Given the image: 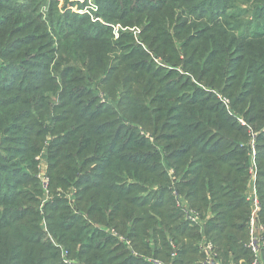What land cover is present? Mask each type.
<instances>
[{
  "label": "trees",
  "instance_id": "16d2710c",
  "mask_svg": "<svg viewBox=\"0 0 264 264\" xmlns=\"http://www.w3.org/2000/svg\"><path fill=\"white\" fill-rule=\"evenodd\" d=\"M157 1L153 6L150 0H108L110 14L106 15L99 6V15L108 20L135 16L139 23L148 21L154 11L161 10L174 18L184 11L195 20L202 19L203 26L195 30V36L189 34L182 42L190 39L195 43L183 66H187L188 82L189 76H193L200 88L193 87L187 95L183 92L187 85L181 80L174 84L166 82L159 65L147 51L139 49L140 54L123 55L121 74L116 76L115 66H109L107 78L102 82L107 96L114 98L120 91L121 99L114 107L94 108L95 95L84 100V78L91 81V73L95 75L93 71L100 70L98 63H102L103 56L114 53L115 43L106 37L110 29L96 27L85 16L59 12L49 5L42 20L32 5L20 6L11 4V0H0V60L3 61L0 65V147L3 143L10 145L8 156L0 154V264H47L49 261L63 264L59 253L51 251V243L46 245L42 238L45 233L39 206H33L34 218L26 220L29 207L18 198L21 191L18 184L28 178L29 170L36 171L35 157L48 135L52 137L47 154L50 188L69 184L79 177L77 197L83 215L92 217V224L121 228L123 232L129 229L123 234L135 243L134 250L138 253L129 255L124 246H118L110 236L85 223L87 218L83 215L70 216L71 220L61 214L46 216L53 220L51 232L68 248L69 259L83 264H153L144 260L140 254L143 246L135 241L144 244V239H150L145 235L151 237L147 229L154 224L131 227L129 208L122 206L123 202H130L139 213L148 211L153 216L160 215L159 220L172 227L170 239L175 248L169 253V241L163 236L162 248L155 243L156 258H162L163 264H167L169 255L177 251L176 264H195L198 260L190 261L195 254L173 233L176 230L173 224L181 217L175 208L178 197L185 198L206 219L205 235L214 244L217 261L238 264L239 260L251 257L250 250L244 246L248 239L249 206L243 190L250 153L254 151L259 168V221L264 223V38L246 42L240 56L227 60L232 38L221 36L224 24L217 16L221 9L230 7V0ZM257 1L260 5L257 19L264 23V0ZM221 17L227 18L224 13ZM147 26L149 29L152 24ZM42 27L58 31L55 35L58 60L54 59L52 70L47 55L36 54L43 47L36 35ZM93 29L105 30L100 37L93 36ZM204 29L209 33L207 36H201ZM156 31L154 39L159 40L165 28L162 26ZM150 48L155 56H161L171 65L168 66L173 72L169 78L175 75L176 63H181L179 59L172 54H160L154 44ZM167 50L173 53L174 44ZM212 52L215 53L211 55ZM67 58L70 61H65ZM233 59L241 60L240 64L232 66ZM74 64L84 66L85 73ZM224 67L229 72L237 69L239 76L228 88L232 95L229 98L231 110L242 117L246 126L237 125V120L226 116L221 102L207 93V89L223 90ZM80 86H84L82 90ZM241 88L243 92H239ZM52 96L58 101L51 107ZM251 141L255 149L254 145L250 146ZM122 174L135 178L138 181L135 185H140L141 191L144 186L156 190V201L148 205L129 198L137 189L121 186ZM59 202L55 199L52 203L55 204L51 213L59 207ZM135 210L131 211L133 215ZM120 217L125 221L123 225L119 224ZM78 221L84 224L78 225ZM163 248L165 257L159 250ZM261 253L264 259V248Z\"/></svg>",
  "mask_w": 264,
  "mask_h": 264
},
{
  "label": "rangeland",
  "instance_id": "374dc122",
  "mask_svg": "<svg viewBox=\"0 0 264 264\" xmlns=\"http://www.w3.org/2000/svg\"><path fill=\"white\" fill-rule=\"evenodd\" d=\"M99 1V2H98ZM11 0V4L18 3L20 6L22 4H28L32 5L34 7V10L36 12V15L41 17L42 20L45 19L48 5L51 6V8L58 9L59 12L70 11L72 13L85 16L89 19L91 24H94L96 27L99 28H108L110 29L107 33L106 37H110V41L115 43L114 53L111 55H105L103 56V61L101 64L98 63V66H100L99 69H95L93 73H91V81H88L87 78H84L85 81V87L84 94L86 97H84V100L92 98L94 95L96 103L94 105V108L99 106L105 107H114V105L117 103L118 100L121 99V92L118 91L114 98L107 96L106 92V86L102 85V82L105 78H107L108 75V67L115 66V75L121 74V68H123V63H120V61L123 58L124 54H127V56H134L136 53H139V49L145 50L148 52L149 56L154 59L155 63L159 65L160 74L166 78V82L169 83H176L177 81H182L184 84L187 85V89H185L183 92H186L185 94L189 95L191 94V90L193 87H199L196 82V78L193 76H189L190 81L186 79L188 76V73L185 71V68L187 66H183L186 56L190 54L192 49L195 46V43L191 41L190 39L186 40L187 36L189 34H193L195 36V30L197 28H200L203 26V20H195L192 17H190L188 14H186L184 11L177 13L176 18L174 16H167L164 15L163 11H154L146 21L144 19L142 22H136L135 16H126L120 19H104L99 15L100 8L104 11L106 15H109V5L106 4L108 0ZM105 2V3H104ZM157 0H150L151 5H155ZM230 7L224 10L221 9L220 13L218 14L217 18L218 21L223 22L224 26L223 30L224 32L221 33V36L226 38L229 36L231 39L230 47L231 51L227 56V60L235 57H238L241 55V49L246 44V42H252V39L262 37L264 38V23L257 19V11L260 9V5L257 0L254 1H248V0H230L229 1ZM100 6V8H99ZM150 7V6H146ZM207 10H211V8H208ZM224 10V11H223ZM261 11V10H260ZM226 14L227 18L224 19L221 17L222 14ZM160 16H164L163 19H160ZM212 16V14H211ZM41 20V22H42ZM70 20V19H69ZM67 20V21H69ZM152 20V23L150 21ZM181 20H184L181 22ZM44 22V21H43ZM180 23V25H178ZM215 22V23H220ZM74 22H71L73 24ZM210 24L211 27L215 24ZM147 24H152V27L149 29ZM165 28V33H163L159 40L154 39V35L157 33V28L160 27ZM144 28V30H143ZM42 31L37 33L36 35L41 38L39 44H41V49L36 53L38 54L40 52V56L47 55V58H49V64H50V70H52L54 59L55 62L58 60L57 58V39L55 35L58 33V31L51 32L53 30L46 29L45 27L41 28ZM76 31L79 29H75ZM105 29H93L92 33L93 36H100L102 37V34ZM178 30V33L176 34V31ZM207 29H204L202 31L201 36H207ZM65 33V29L64 32ZM174 44L175 51L171 53L167 49ZM156 45L158 46V52L160 54L170 55L172 54L174 58H178L179 62L176 63V74L172 75L171 73L173 70H170L171 66L168 63H165L161 56L160 58L155 56L152 53V49L150 48V45ZM212 52L211 55H213ZM38 56V55H37ZM115 56V59L112 60L111 58ZM66 55H63V58H65ZM9 58V57H8ZM8 58L6 60H8ZM46 61V60H45ZM65 61H70L69 58H67ZM233 65L232 66H238L241 62V60L233 59L231 60ZM252 61V60H251ZM3 61L0 60V65ZM166 65H165V64ZM5 67L7 66L6 63H4ZM77 68H80L84 70V66L80 64H74ZM169 65V66H168ZM64 66V65H63ZM200 66H204L203 62H200ZM62 68V67H61ZM77 70V69H76ZM224 78H225V86L223 87V90H209L207 89V93L215 97V100L222 106L224 109H226V116L234 119L236 121V124L240 126H246V123L242 119V117L239 114H236L231 110V100L229 97L232 98V95L230 94V91L228 88H230L234 82H236L238 76L236 74L237 69L230 70L226 67L222 69ZM264 73V72H263ZM94 76V77H93ZM169 78V79H168ZM165 82V83H166ZM229 82V85L226 86V83ZM106 83V81H104ZM84 86H80L81 90ZM200 88V87H199ZM243 88L240 89L239 92H243ZM59 93V92H58ZM91 93V95H89ZM50 94V93H49ZM248 91L244 94V97H241V100H244V98L247 96ZM186 95V96H187ZM150 98V97H149ZM51 107L53 102L58 101L56 96H52L51 99ZM215 104V103H212ZM150 107L157 106L156 104H149ZM51 110V108H49ZM250 128V127H249ZM249 133L251 134V137L255 138V134L249 129ZM52 141V137L50 135L45 137V140L43 142V145L41 147L40 152L37 154L35 159L37 160L36 165V171H28V178L22 180L18 184V188L21 190L19 193V200L20 202L29 207V210L26 212L27 216L25 217L26 220H32L34 218L33 213V206H39L40 210V216L42 217L40 219L41 221V228L43 229V233H45V236H41L45 241V244L51 243L52 252H58L60 256V260L63 264H83L75 259H69L68 253L66 250L68 248L57 240V237L54 236V234L51 232V229H54V224L51 225V222L53 220L46 219V216H59L61 214V217H66L67 220H71L73 218V215H83L82 212V205L78 199V188L79 186L78 181L80 182V178L76 177L74 180H72L69 184H59V185H52L50 188V175H49V166H48V160H47V154L49 152V145ZM254 145L255 149V143L253 141L250 142V146ZM9 144L3 143L0 147V154H6L9 155ZM252 150V148H251ZM256 157V160H255ZM258 162H257V155H255V152L252 151L250 153V163L249 168L247 170V178L244 182V200L249 206V214L248 219L250 216L251 206L250 201L248 200L247 196L253 188L256 191L257 199L260 203L259 195L257 194V185H258ZM72 173V172H71ZM136 182H138L133 177H127L126 175L121 176V182L120 185L124 186V188H130L134 187L137 190H134L130 197L131 199L137 201V202H147L148 205H151L153 202L156 201L157 195L154 196L156 190H154L150 186H144V191H141L140 185H135ZM252 195V194H251ZM250 195V196H251ZM55 199H59V207L56 208L52 213L51 209L54 208V204H52ZM147 207V205L142 204ZM123 207L129 208L130 211V217H131V227L136 226L137 224H140V226H154L152 228L147 229V232L151 234V237L145 235V238L150 239H144V244H141L140 240H136L138 245L143 246V250L140 254L144 255V260L146 262H150L153 264H163L162 258H156L154 255V251L157 249L155 246V243L157 244L158 248H162L163 245V236L169 241V253H171L172 249L175 248V243L170 239V228H172L170 225L166 226L164 222H161L159 220L160 215L153 216L148 211H145L143 213H139L138 210L133 208L132 205H130V202H123ZM261 206V204H260ZM45 207V209H44ZM175 208L179 210L180 212V221L173 224L175 227V231L173 232L177 237V239L180 240V242H183V244H186V246L195 254L194 257L190 258V261L198 260L195 264H206L205 259L207 253H209L206 249L211 248L212 254L215 255V259L218 257V253L214 247V244L210 238H208L205 233L206 229L205 226L207 222H205L206 219H202L201 214L196 209H193L189 206V204L183 199V197L176 198V204ZM261 208V207H260ZM44 209V210H43ZM147 209V208H144ZM135 210V215L131 213V211ZM52 214V215H51ZM85 214V213H84ZM125 216H129L128 214H124ZM71 216V218H70ZM85 216V215H83ZM86 217V216H85ZM212 215L210 216V218ZM70 218V219H69ZM87 221H84L85 223H89L92 227V229H95L99 231L102 234H106L110 236L113 240L116 241L118 246H124L123 250H127L129 252V255H137L134 250V245L132 241L127 238L124 234H126L129 229L123 230L121 228L112 227V226H104V225H96L91 223L92 217H86ZM202 219V220H201ZM248 221V220H247ZM260 222V221H259ZM125 221L120 217V225H123ZM81 221H78V225H82ZM264 226V223H261ZM113 225V224H112ZM128 225V226H130ZM163 230H166L163 235ZM122 232V233H121ZM146 232V234H147ZM263 235H264V227H263ZM124 233V234H123ZM166 234V235H165ZM249 243V225H248V239L245 242L244 246L247 248V244ZM135 244V243H134ZM147 244V245H146ZM50 245V244H49ZM145 248V249H144ZM147 248V249H146ZM177 246V250H178ZM264 248V242L262 249ZM164 255L166 253L165 249H159ZM177 251L173 252L172 255H169L168 263L167 264H176L174 261L176 259ZM118 254V252L116 253ZM162 257V256H161ZM165 257V255H164ZM201 257V259H200ZM252 259V256L249 259H243L239 260L238 264H250ZM52 262L49 261L47 264H51ZM259 263L264 264V259L262 257V253L259 258ZM219 264H221L219 262Z\"/></svg>",
  "mask_w": 264,
  "mask_h": 264
},
{
  "label": "built area",
  "instance_id": "2783aa9c",
  "mask_svg": "<svg viewBox=\"0 0 264 264\" xmlns=\"http://www.w3.org/2000/svg\"><path fill=\"white\" fill-rule=\"evenodd\" d=\"M254 188L252 195L248 197V200L250 201L251 211L247 222V226L249 225V243L247 244V248L250 250L252 256L250 264H260L259 258L264 242L262 232L264 226L259 222L260 203L257 199L256 191ZM206 250L209 253H207L206 255L205 263L219 264L220 261H217V259H215V255L212 254L211 248H207Z\"/></svg>",
  "mask_w": 264,
  "mask_h": 264
},
{
  "label": "crops",
  "instance_id": "0c3cea01",
  "mask_svg": "<svg viewBox=\"0 0 264 264\" xmlns=\"http://www.w3.org/2000/svg\"><path fill=\"white\" fill-rule=\"evenodd\" d=\"M253 193V190L247 195L250 196ZM185 200V198H183ZM186 201V200H185ZM187 202V201H186ZM188 203V202H187Z\"/></svg>",
  "mask_w": 264,
  "mask_h": 264
}]
</instances>
